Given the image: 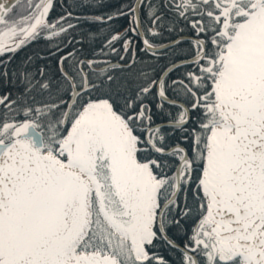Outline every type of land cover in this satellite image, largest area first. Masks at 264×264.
<instances>
[{"label":"snow or ice","instance_id":"obj_1","mask_svg":"<svg viewBox=\"0 0 264 264\" xmlns=\"http://www.w3.org/2000/svg\"><path fill=\"white\" fill-rule=\"evenodd\" d=\"M0 264H264V0H0Z\"/></svg>","mask_w":264,"mask_h":264}]
</instances>
